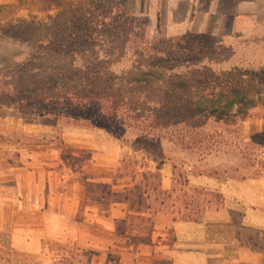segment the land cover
<instances>
[{
    "label": "trees",
    "instance_id": "1",
    "mask_svg": "<svg viewBox=\"0 0 264 264\" xmlns=\"http://www.w3.org/2000/svg\"><path fill=\"white\" fill-rule=\"evenodd\" d=\"M98 1L99 4L80 5L68 20L64 14L69 8L56 13L48 25L33 23V34L28 37L0 32V44L7 40L25 47L21 54L0 63V110L15 112L25 123L51 127L56 135L66 127L98 129L155 162L169 161L171 156L165 153L157 132L189 126L190 119L197 117L194 107L206 99L195 92L179 96L175 92L182 89L175 85L180 81L192 85L209 77L218 81L238 72V62L233 58L239 52L230 48L227 55V51H222L226 38H239L231 36L235 34L233 24L237 15L229 11L214 15L221 27L218 36L192 33L151 37L140 17L119 0ZM9 27L18 26H5ZM131 39L145 41L146 48L135 50L132 64L119 68ZM259 43L264 44V40ZM252 60L256 68L264 70V59L259 61L262 64ZM248 85L259 93L238 91L242 94L241 102L254 104L263 91L254 84ZM137 165L140 162L133 160L123 169L134 171ZM174 173L175 165V183L170 192L173 196L176 184L179 185L178 195L171 201L174 220L199 221L206 207L195 201L190 192H203L185 190L186 178L183 184L178 175V183ZM195 175L202 176L200 172ZM142 177L143 195L153 199L151 209L159 205L155 203L162 196L158 190L160 176L143 172Z\"/></svg>",
    "mask_w": 264,
    "mask_h": 264
},
{
    "label": "crops",
    "instance_id": "2",
    "mask_svg": "<svg viewBox=\"0 0 264 264\" xmlns=\"http://www.w3.org/2000/svg\"><path fill=\"white\" fill-rule=\"evenodd\" d=\"M19 130L32 137L29 129ZM84 132H63L67 149L86 150L89 156L81 168L63 166L61 174L54 171L49 146L15 142L9 147L17 153L11 165L0 142V264H264V254L240 233L264 232V210H259L264 209V181L205 186L199 177H187L188 189L218 192L221 207L206 208L196 222L177 221L163 195L174 188L172 164L113 140L102 146L95 132ZM125 153L140 165L121 177ZM143 172L160 176L162 196L151 209L152 197L142 192ZM232 214L240 215L238 223Z\"/></svg>",
    "mask_w": 264,
    "mask_h": 264
},
{
    "label": "rangeland",
    "instance_id": "3",
    "mask_svg": "<svg viewBox=\"0 0 264 264\" xmlns=\"http://www.w3.org/2000/svg\"><path fill=\"white\" fill-rule=\"evenodd\" d=\"M172 1L119 0L127 10L140 17L141 24L145 25L146 32L151 37L159 34L166 36L178 34L184 30L187 31L183 35L209 33L218 36L221 33V27L216 20L218 17L214 15L217 12L226 11L233 16L237 15L233 24L235 34L232 32L234 35L231 36L239 35V38H226L223 41L225 46L222 51H227V55L230 48L236 53L239 52L238 55L233 53L235 58L232 56L233 61L238 62L236 68L238 72L236 74L232 72L218 81L209 77L206 81L196 80L192 85H186L183 81L175 85L176 89L177 87L182 89L175 92L179 96L182 93L193 95L195 92V95L202 93V97L205 95L206 99L194 107L197 117L190 119L192 122L189 126L166 128L162 132H157L165 153L171 156L169 161H158L175 165L176 182H178V175L182 180L186 178L187 182V177L188 180L189 178L192 180L191 177L197 176L195 174L198 172L202 176L197 177L205 181V186L207 183L214 186L227 181H264V70L256 68L255 63L252 62V59H255L261 63L259 61L264 59V44L259 43L264 40V0H187L189 4L183 2L186 0H177L174 4ZM94 2L100 3L98 0H0V32L10 33L13 37L16 35L28 37L33 34L30 28L33 23L41 26L48 25L49 19L56 13L64 12L69 8L64 14L65 20H68L75 11L77 12L80 5ZM8 25L18 27L6 29L5 26ZM185 25L189 27L183 29ZM209 47L212 48V44ZM144 48H146L145 41L139 43L131 39L129 46L125 48L124 62L118 67L127 68L135 59V55H132L135 50L140 52ZM23 50L25 47L20 48L4 40L0 44V63L11 59L14 54H21ZM242 75H245V78ZM248 84H254L263 91V93L260 91L261 94L256 97L254 104L249 101L241 102L242 94L240 95L238 91L244 94L259 93L249 88ZM245 115L249 118H245ZM19 129H29L32 137H25L24 132ZM65 130L95 132L99 136L97 141L102 146L111 140L119 143L117 139L98 129L66 127L61 134L56 135L51 127L25 123L15 112L0 110V142L5 145V156L11 165L16 163L17 153L9 147L15 142H33L40 146H49L53 150L52 162L55 165V172L61 174L63 166L73 170L77 167L81 168L88 161L89 153L86 150L67 149L63 136ZM50 135H54L53 138H48ZM195 136L197 138H194ZM72 138L74 140L78 138L80 141L89 140L74 135ZM39 148L41 152L44 150L43 147ZM127 157L128 161H125ZM134 158L135 156H129L126 153L122 155L124 165L121 166L119 176L120 174L121 177L125 176L129 169L124 170L123 167L125 168V164L127 165ZM151 165L153 167V164ZM203 189V194L196 192L197 196L190 192L192 198L209 208V212L220 209L222 196L218 192ZM175 190L173 196L172 194L164 196L167 205L178 195V184ZM231 217L235 223L240 220V215L232 214ZM240 233L246 244L253 245L254 251L264 254V232L246 229Z\"/></svg>",
    "mask_w": 264,
    "mask_h": 264
}]
</instances>
